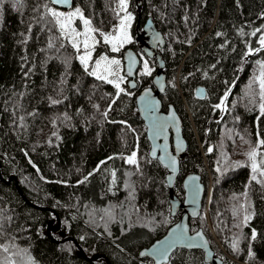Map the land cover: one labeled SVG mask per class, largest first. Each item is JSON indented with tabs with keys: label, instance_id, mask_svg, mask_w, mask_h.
Returning <instances> with one entry per match:
<instances>
[{
	"label": "trees",
	"instance_id": "obj_1",
	"mask_svg": "<svg viewBox=\"0 0 264 264\" xmlns=\"http://www.w3.org/2000/svg\"><path fill=\"white\" fill-rule=\"evenodd\" d=\"M137 1L128 6L136 14L132 45L141 48L138 35H144L143 22L151 16L166 38L163 108L173 103L180 112L188 144L174 192L183 199L182 180L191 171L206 185L202 212L190 218L191 229L203 228L222 264H264V185L251 180V162L232 149L229 138L238 135L249 148L264 139L259 89L252 82L264 50L244 56L249 47H259L264 34V0H140L141 14ZM14 2L3 0L0 7V264H152L139 250L161 237L179 214L171 212L167 168L149 155L137 92L125 84L117 97L113 85L87 75L47 12L51 0H19L16 7ZM117 3L74 0L105 32L118 22ZM103 51L121 54L101 42L94 57ZM148 59L157 68L156 58ZM151 79L143 76L136 90ZM200 85L204 97L196 94ZM229 88L222 112L214 105ZM112 121L144 136L137 164L127 163L126 153H114L76 195L58 198L50 182L71 175L65 141ZM241 205L252 213L247 225ZM236 240L238 251L232 248ZM164 264L213 263L202 249L178 248Z\"/></svg>",
	"mask_w": 264,
	"mask_h": 264
},
{
	"label": "water",
	"instance_id": "obj_2",
	"mask_svg": "<svg viewBox=\"0 0 264 264\" xmlns=\"http://www.w3.org/2000/svg\"><path fill=\"white\" fill-rule=\"evenodd\" d=\"M52 2V0H51ZM62 9H70L74 4V0H70V4L58 5L53 4ZM138 11L141 14V1H137ZM144 35H138V39L142 41L141 50L147 57H155L157 68L152 76V84L146 85L139 89L136 93L135 100L141 118L146 125V135L150 143L149 155L157 159L164 167L167 168L166 181L169 186V199L171 212L173 215L179 214L178 219L168 227L167 231L159 238L155 239L150 245L142 247L139 250V257H148L152 259V264H164L170 261L171 255L178 248L202 249L204 258L207 262L213 264H222V257L215 255L210 240L203 230L198 228L194 231L191 229L190 218L198 217L202 212L203 199L206 192V185L202 181L201 174L197 171L187 173L183 180L184 197L181 199L174 192L175 182L180 172V158L187 150V140L183 133V122L180 112L173 103H169L167 108H163V100L161 95L167 88V77L164 71L165 59L161 48L166 44V38L161 29L157 27L151 16L147 17L143 22ZM158 37V39H157ZM128 53L135 58L136 63L132 65V74L127 75L130 66ZM124 61V74L127 76V86L136 90L138 86V71L142 64V57L138 50L133 46H127L122 51ZM135 85L133 87L132 85ZM149 93L145 97V93ZM199 97L206 95V88L200 85L196 89ZM155 104L154 110L149 106L148 101ZM175 114L176 121L169 120L172 114ZM163 126V127H161ZM155 153V155H153ZM175 159V168L169 167L170 160ZM193 177L197 179H192ZM179 228H186L187 233L182 241H176V235ZM175 230V231H174ZM200 235H197V234ZM188 237H196L195 240H189ZM189 243L194 247H188ZM173 245L168 253L167 259L155 254V250L167 245ZM145 255H141V253Z\"/></svg>",
	"mask_w": 264,
	"mask_h": 264
},
{
	"label": "snow or ice",
	"instance_id": "obj_3",
	"mask_svg": "<svg viewBox=\"0 0 264 264\" xmlns=\"http://www.w3.org/2000/svg\"><path fill=\"white\" fill-rule=\"evenodd\" d=\"M19 3V0H15L13 3V7ZM53 4L65 5L70 4V0H52ZM3 5V0H0V7ZM129 0H118L117 9L115 10V15L118 17V24L113 26L112 31L104 32L93 26L92 20L90 18L85 17L81 8L76 7L72 11L62 12L57 11L54 8H48V14L53 18L55 25L58 27L60 36L67 40L73 49L76 50L80 64L82 65L84 71L87 75L95 77L97 80L103 81L105 83L113 85L116 88L117 93L116 96L119 97L120 93H124L125 89L121 87L123 83H125V76L121 75L122 72V61L116 56H109L108 54H101L97 59L93 62V53L96 51V47L101 43L100 40L97 39V33L100 37H102L103 44L108 45L110 47V51L112 53H121L122 49H124L125 45L133 43V37L131 35L130 29L132 27V21L134 19L131 12L128 11ZM82 22L83 30H78L76 27V21ZM257 32H261V29H256L251 33L252 36H256ZM241 34L243 35V31L241 30ZM220 35V33H217ZM158 39V37H157ZM259 47L253 49L249 47L248 50L244 53V56H250L254 53H258L261 50H264V34H261L259 37ZM49 47H52V44H49ZM82 49V51H81ZM128 58L130 62V66L128 68L127 75L132 74V65L136 63L135 58L131 53H128ZM259 67V74L253 77V83L258 82L259 84V111L261 115H264V61H256ZM214 67V65H213ZM240 71H243L241 68ZM152 69L149 67V63L147 60L143 61V72L142 75H151ZM135 87V85H132ZM174 86V85H173ZM251 87V85H249ZM231 92V88H229L220 99V102L214 105V108L220 109L222 112L227 110V100L228 96ZM130 94V93H127ZM150 94L145 93V97H148ZM53 104L59 103V101H52ZM115 103V100H113ZM149 106L154 110L155 104L150 100L148 101ZM107 116V112L104 113ZM169 120L176 121L177 118L173 113ZM163 127V126H161ZM264 147V139H258L256 147L252 148L251 151L246 153L248 156L251 167V180L264 185V152L260 151V148ZM209 152L212 151L211 148L208 149ZM155 155V153H153ZM112 159V157H109ZM127 163L137 164L136 153L133 152L131 156L126 158ZM106 163V161H101V164ZM171 168H175V159L172 158L168 165ZM99 168V165L97 166ZM91 175V173L89 174ZM113 176V184L115 183V172L112 173ZM259 177V179H258ZM192 179H197L193 177ZM87 180V177H85ZM83 183V181H81ZM245 197L247 193H244ZM241 208H244L245 215L243 217L242 223L247 225L248 222L252 219V213L248 212L247 208L244 205H241ZM239 226V225H237ZM178 234L176 235V241H182L186 236L187 229L179 228L178 226ZM175 231V230H174ZM197 235H200L199 233ZM257 238V233L255 229H252L251 239L255 240ZM83 239V237H81ZM188 239L195 240L196 237H188ZM239 240H236L232 244V248L234 251H238ZM173 245H167L165 247H161L155 250V254L167 259V253L169 249ZM188 247H194L195 245L189 243ZM4 251H8L7 248ZM141 255H145V253H141ZM249 257H253L254 253L251 248L248 250ZM34 264V262H33Z\"/></svg>",
	"mask_w": 264,
	"mask_h": 264
},
{
	"label": "rangeland",
	"instance_id": "obj_4",
	"mask_svg": "<svg viewBox=\"0 0 264 264\" xmlns=\"http://www.w3.org/2000/svg\"><path fill=\"white\" fill-rule=\"evenodd\" d=\"M76 7H78V5L75 4L70 9H62L54 5L51 8H54L57 11L68 12V11L74 10V8ZM128 11L131 12L134 17L132 21V27L130 29L131 35L133 37V42H134L135 40L134 23L136 20V14L133 11H130V10ZM116 24H118V22ZM113 26L108 32L112 31ZM76 27L78 28V30H81V31L83 30L82 22L79 21V19H77L76 21ZM97 39L103 43L102 37H100L98 33H97ZM129 45L133 46L131 43V44L125 45V47ZM108 48L110 49L109 46ZM137 50L142 57V64L138 72V81H141L143 76L144 77L151 76L152 78L153 74L155 73L156 67L149 61L148 57L144 54L141 48ZM101 54H107V53L103 51L99 55ZM98 56L94 57V53H93V62L95 59L98 58ZM109 56H116L117 58L121 59L122 69L124 70V61L122 58V54H116V55L114 54V55H109ZM144 60L148 61L149 67L152 69L151 75L141 74L143 72V61ZM262 61H264V59ZM123 70L121 72V75L125 76V83H123L121 87L125 89V84H127V76L124 74ZM257 71H259V67ZM254 84L259 89L258 82L253 83V85ZM107 128L109 130H107ZM237 136H235L232 133L231 137H229L230 142L232 143V149L236 151L241 150L243 153V156L248 157L246 153L251 151L252 148L256 147L257 144H255L252 148H249L247 147V144L243 143L244 141L240 139H236ZM144 145H145L144 136H140L137 133L135 128L130 127L123 122L121 123V122H115V121L109 122L105 126L94 129L91 132V134L83 133L81 137L78 136L74 138H68L65 141L62 149H63V153H65V157L67 158L69 162L68 166L70 168L71 175H70L69 180L67 181H57V182L51 181L50 183H52V189H51L52 193L56 195L58 198L63 199V200L67 199V197L71 198L73 195H76L78 193L79 188L83 185L85 181V177H88L90 173L95 172L98 169L97 166L98 165L100 166L101 161H106L114 153H126L127 157H129L132 155L133 152L136 153V158L138 161V150ZM104 147L108 150L106 151L105 155H103L104 157L94 159L95 154L99 153L100 150L103 151ZM260 151L264 152V147H261ZM251 176H252V172H251ZM81 181H83V183H81ZM209 183L212 185L211 180ZM209 197H210V191L208 193V198H207V203H206L207 212L205 213L207 217H208Z\"/></svg>",
	"mask_w": 264,
	"mask_h": 264
},
{
	"label": "flooded vegetation",
	"instance_id": "obj_5",
	"mask_svg": "<svg viewBox=\"0 0 264 264\" xmlns=\"http://www.w3.org/2000/svg\"><path fill=\"white\" fill-rule=\"evenodd\" d=\"M140 41V40H139ZM141 46H142V41H141ZM135 92H137V90H134Z\"/></svg>",
	"mask_w": 264,
	"mask_h": 264
},
{
	"label": "bare ground",
	"instance_id": "obj_6",
	"mask_svg": "<svg viewBox=\"0 0 264 264\" xmlns=\"http://www.w3.org/2000/svg\"><path fill=\"white\" fill-rule=\"evenodd\" d=\"M207 212V211H206Z\"/></svg>",
	"mask_w": 264,
	"mask_h": 264
}]
</instances>
